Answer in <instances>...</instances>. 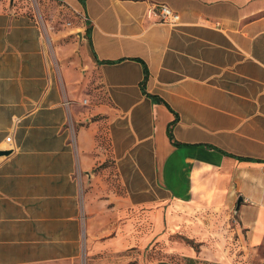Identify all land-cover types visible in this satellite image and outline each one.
Returning a JSON list of instances; mask_svg holds the SVG:
<instances>
[{
    "label": "crops",
    "instance_id": "1",
    "mask_svg": "<svg viewBox=\"0 0 264 264\" xmlns=\"http://www.w3.org/2000/svg\"><path fill=\"white\" fill-rule=\"evenodd\" d=\"M57 1L77 26L0 0V264L203 244L239 198L264 245V0Z\"/></svg>",
    "mask_w": 264,
    "mask_h": 264
},
{
    "label": "rangeland",
    "instance_id": "2",
    "mask_svg": "<svg viewBox=\"0 0 264 264\" xmlns=\"http://www.w3.org/2000/svg\"><path fill=\"white\" fill-rule=\"evenodd\" d=\"M1 1H4L7 7L14 9L16 13L31 17H40V9L44 8V17L50 21L48 29L52 32L55 29L57 31L69 29L77 24L76 19L63 15L62 3L57 0H14L12 4L11 0ZM77 32H72V36H79L76 35ZM234 211L235 208L232 206L222 216L221 227L210 237L207 236L203 244L195 239L187 238L179 230L171 236L169 244L159 241L149 249L131 250L117 257L103 258L91 264H189L188 258L182 252L172 249V245H177V243L193 247L200 257L194 259L195 264H228V259L231 264H264V245L254 249L247 246V233L245 229H240L241 213Z\"/></svg>",
    "mask_w": 264,
    "mask_h": 264
},
{
    "label": "built area",
    "instance_id": "3",
    "mask_svg": "<svg viewBox=\"0 0 264 264\" xmlns=\"http://www.w3.org/2000/svg\"><path fill=\"white\" fill-rule=\"evenodd\" d=\"M148 16H153L158 23L167 24L172 27H178L181 24L180 15L166 5H160L157 9H150ZM7 142H11L10 137L7 138Z\"/></svg>",
    "mask_w": 264,
    "mask_h": 264
},
{
    "label": "trees",
    "instance_id": "4",
    "mask_svg": "<svg viewBox=\"0 0 264 264\" xmlns=\"http://www.w3.org/2000/svg\"><path fill=\"white\" fill-rule=\"evenodd\" d=\"M175 123H176V120L173 122V124H175ZM168 137H169V139L171 140V142H172L174 145H177V146H178V144H177L176 142H174L171 127H169V129H168ZM187 260H188L189 264H195V262H194L195 260H194V259H192V258H188Z\"/></svg>",
    "mask_w": 264,
    "mask_h": 264
},
{
    "label": "water",
    "instance_id": "5",
    "mask_svg": "<svg viewBox=\"0 0 264 264\" xmlns=\"http://www.w3.org/2000/svg\"><path fill=\"white\" fill-rule=\"evenodd\" d=\"M11 1H13V0H11ZM5 154H9V153L0 152V155H5ZM242 202H243V198H239V200L237 202V208H236V211H235L236 213H238L239 208H240Z\"/></svg>",
    "mask_w": 264,
    "mask_h": 264
}]
</instances>
